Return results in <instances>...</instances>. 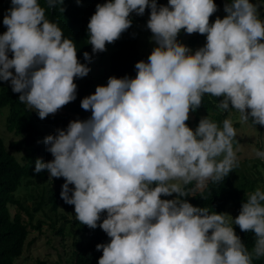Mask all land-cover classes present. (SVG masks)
Returning a JSON list of instances; mask_svg holds the SVG:
<instances>
[{"label":"clouds","instance_id":"9594fccd","mask_svg":"<svg viewBox=\"0 0 264 264\" xmlns=\"http://www.w3.org/2000/svg\"><path fill=\"white\" fill-rule=\"evenodd\" d=\"M45 2L10 0L0 34V82L41 120L76 100L75 80L89 74L92 60L85 51L88 63H81L73 39L46 17L64 0ZM262 7L264 0H227L224 18L210 23L218 11L214 0L96 4L87 25L92 54L105 52L132 26L131 15L146 9L155 46L147 61L136 62L134 78L110 76L81 100L89 118L71 120L43 139L53 159L37 158L34 172L63 178L60 198L74 205L75 219L110 238L96 245L98 264H253L264 258V187L245 193L235 218L186 199L239 167L231 117L221 126L207 115L194 130L186 123L205 95L221 98L216 107L239 113L241 124L264 126ZM182 30L206 35V43L193 52L178 40ZM253 152L264 162V150ZM233 225L254 233L251 249Z\"/></svg>","mask_w":264,"mask_h":264},{"label":"trees","instance_id":"16d2710c","mask_svg":"<svg viewBox=\"0 0 264 264\" xmlns=\"http://www.w3.org/2000/svg\"><path fill=\"white\" fill-rule=\"evenodd\" d=\"M39 2L46 7L45 0H39ZM105 2L106 0H80L78 4L76 0H64L61 6L57 5L55 9L46 10V17L58 22L64 36L73 39L76 43L77 55L81 63H88L83 58L85 51L92 54V46L88 44L87 30L90 17L95 13L96 4ZM167 2L168 0H157L158 5H166ZM214 2L218 8L222 4V0H214ZM60 7L64 9L63 12ZM146 14L149 19L150 9H146ZM214 17L215 13L210 17V23L213 22ZM131 19L132 26L117 41L106 45V48L110 49V54L103 85L107 84L110 76L122 78L127 75L134 78L136 62L147 61L148 56L141 54L138 49L140 33L135 28V19L132 16ZM205 38L206 35L194 33L187 42L189 46L195 47L202 44ZM9 56L11 58V53ZM90 65L88 63L89 67ZM75 83L78 86L76 100L61 108L55 115H49L46 119L41 120L35 112H30L24 104L19 102V94L13 93L9 84L0 82V116L7 108L4 129L18 138L6 145L5 139L0 133V264H16L23 254L29 233L32 229L40 230L41 221H38L36 226L32 224L33 213L29 211L28 206L16 198L15 194L22 187L24 181L31 183L35 179L41 181L49 179L47 171L39 174L34 172L37 158H42L44 162L53 159L51 154L46 151L43 139L47 135L55 134L58 128L65 129L71 120H83L86 111L81 108L80 102L84 97L90 95L89 84L80 85L81 78H77ZM219 99L221 98L205 95L202 105L195 112L190 113V118L186 122L188 126L194 130L199 120L207 115L222 126L223 120L232 110L223 111L217 108ZM238 125L235 124L234 127H238ZM249 125L252 126L251 122ZM255 128L261 131L264 126L256 125ZM21 152L24 155L20 160L16 154ZM44 155L45 157H43ZM241 167L242 164L239 161V167L230 172L223 181L209 182L204 188L192 192L191 196L186 199L194 206H211L213 211L228 213L235 218L239 214L242 202L245 201V193L253 191L260 184H263L264 187V181L260 180L259 172L256 171V173L246 176L248 171L245 169L242 173ZM253 167L257 168V165L254 164ZM64 182L63 178L54 179L50 189L44 188L42 193L38 194L40 200L35 202L33 212L38 213L47 207L50 212L46 214L47 219L52 220L53 218L54 220L50 224L54 234L60 236L63 243L68 236L71 237L70 251L64 257L65 264H98L102 250L97 251L96 245L108 243L110 238L99 227L89 229L86 225L78 222L74 217L75 214H72V218L68 216L74 211V205H68L60 198L61 185ZM69 187L74 188L73 185ZM192 187L194 184L189 186V188ZM57 224L58 229H55ZM233 227L242 242L251 249L254 245V233L242 232L237 225H233ZM35 264L47 263L37 260ZM253 264H264V258L254 260Z\"/></svg>","mask_w":264,"mask_h":264},{"label":"rangeland","instance_id":"374dc122","mask_svg":"<svg viewBox=\"0 0 264 264\" xmlns=\"http://www.w3.org/2000/svg\"><path fill=\"white\" fill-rule=\"evenodd\" d=\"M251 2L255 3L256 0H251ZM224 4L225 0H222V4L218 8V11L215 13V17L213 22L215 21L216 17L219 16L220 18H224L226 13L224 12ZM10 0H0V34L6 31V27L2 24L3 14L4 12L10 7ZM261 18L264 19V7L260 9ZM132 18L135 19V28L139 31V40H138V49L141 54L149 56L153 47L155 46L154 43L150 42L151 32L146 28V23L148 20V15L146 11L143 16H137L133 13ZM192 35V34H191ZM189 34L185 32H181L178 36V40L188 47H190L193 52L198 49L199 47L204 46L206 43V38L204 39L202 44L196 45L195 47H191L188 44V39L190 38ZM110 54V49L101 54H91L92 60L90 62V69L91 71L89 74L81 78V84L84 85L88 83L89 93L93 94L95 92V88L97 85H103L104 77L106 76L108 70V58ZM8 85V83L6 82ZM7 108L2 112L0 116V133L5 139L6 145L10 142L17 140L18 138L10 132L5 131V118L7 115ZM91 115L90 111H86L83 119L89 118ZM231 117L235 124H239L237 129V141L238 143H234V149H238L237 156L238 160L241 162L242 173H244L245 169L248 171L246 176L254 174L257 172L260 173L259 178L261 181H264V162L257 159L254 156L253 149H260L264 150V129L259 131L257 128L252 127L247 124H241L239 122V113L232 110L227 115V118ZM18 159L21 160L22 156L24 155L23 152L16 154ZM45 157V155L43 156ZM256 164L257 168H254L253 165ZM240 175V174H236ZM56 179L53 178L52 181ZM51 180L41 181V180H33L31 183L24 181L22 183V187L18 190L15 194L16 198H18L22 203L28 206L29 211L33 213V221L32 224L34 226L37 225L38 221H41L40 230H34L29 233V236L26 240L25 248L23 254L20 259L16 261V264H35L37 260L45 261L47 264H65L64 257L68 255L70 242L72 241L71 237H67L65 242L63 243L60 236L54 234V230L50 228V224H52V220L47 219L46 214H49V209L44 207L42 211L38 213L33 212V208L35 207V202H39L38 194L42 193L44 188L50 189L53 184ZM263 187V184L258 185ZM46 191V190H45ZM175 195L171 197H162L163 199H172ZM45 214V215H44ZM72 214H75V211L70 213L68 216L72 218ZM55 229H58V224L55 226Z\"/></svg>","mask_w":264,"mask_h":264}]
</instances>
